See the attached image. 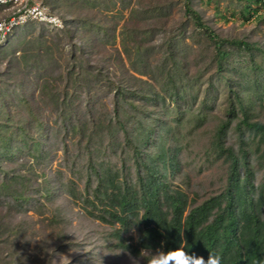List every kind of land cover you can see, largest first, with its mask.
Here are the masks:
<instances>
[{
	"label": "trees",
	"instance_id": "1",
	"mask_svg": "<svg viewBox=\"0 0 264 264\" xmlns=\"http://www.w3.org/2000/svg\"><path fill=\"white\" fill-rule=\"evenodd\" d=\"M41 1L62 20L63 29L51 35L43 25L29 23L14 29L0 46V64L7 60L0 70L2 216L11 212L27 216L30 209L38 212L35 204L45 208L44 203L51 202L59 191L69 201L79 202L86 215L116 226L109 237L120 242H114L109 249L120 248L134 256L183 249L205 261L209 255L219 256L221 264H264V173L256 184L245 140V132L258 137L259 152L258 147L264 144V123L249 120L240 93L228 90L227 117L216 127L210 143L209 151L227 164L225 186L202 201L190 200L172 182L182 171L183 149L174 136L169 138L175 125L166 114L175 111L170 108L175 105L180 110L179 104L185 101L196 103L199 95L190 86L192 78L181 53L187 38L172 35L158 45L150 44L154 35L149 29L156 24L163 26L159 20L167 11L164 4L155 1L149 2L148 8H139L132 6L133 0ZM237 1L244 21L253 18L264 24L262 0ZM183 7L193 29L212 44L218 73L231 64L232 50L227 46L250 56L261 52L264 64V41L259 45L221 37L192 9L190 0H184ZM125 12L128 16L119 34L121 50L115 69L98 61L89 64L82 56L90 49L92 52L98 45L115 46L117 21L124 18ZM149 19H154L153 23H148ZM33 25H38L40 31L32 39L26 40L28 34L15 33ZM60 34L74 53L79 51L81 60L77 62L72 56L64 72L57 70L55 59L63 49ZM263 67L257 70V76ZM258 83L255 80L253 84L259 88ZM94 90L109 96L111 107L104 114L94 112L88 97ZM261 101L264 103V93ZM235 120L237 152L225 143ZM179 121L173 120L177 126ZM57 144L62 145L65 160L69 158V145H75V159L67 162L70 177L66 178V172L59 169L46 173L45 163L50 154L58 151ZM114 156L121 169L111 163ZM263 157L264 148L260 159ZM124 168L129 172L122 175ZM62 177L66 180L62 181ZM78 182L82 183L81 190ZM2 223L1 220L0 244H5L22 222ZM121 233L136 234L134 243H127ZM58 235L63 241L67 239L62 233ZM54 242L47 248L52 249L47 254L49 262H53V254L61 246ZM64 243L63 246L70 244ZM169 259L178 263L175 257ZM0 264H16L6 260L1 247Z\"/></svg>",
	"mask_w": 264,
	"mask_h": 264
},
{
	"label": "rangeland",
	"instance_id": "2",
	"mask_svg": "<svg viewBox=\"0 0 264 264\" xmlns=\"http://www.w3.org/2000/svg\"><path fill=\"white\" fill-rule=\"evenodd\" d=\"M155 1L162 2L167 11L163 12L159 20V23L163 26L159 28V24H156V27L149 29L150 32L153 31L154 35L150 44L158 45L172 35L187 38L183 43L181 53L185 57L189 76L192 78L190 86L199 95L196 103L192 104L193 102L185 101V103L179 104L180 110L175 109L177 106L175 105L170 107L175 111L166 114V116L168 115V121H172V125H175V129L173 128L169 138L174 136V139L178 141L183 149L180 153L182 171L172 182L185 191L190 200L202 201L218 194L225 186L227 164L223 159H216L209 150L216 127L227 117L228 90L231 88L240 93L250 121L264 123V103L261 101V96L264 93V80H262L264 69L260 76H257V70L264 65L263 54L256 51L253 56H250L245 51L239 52L236 48L227 46V49L232 50L229 59L231 64H227L222 73H218L213 62L212 44L193 29L190 17L184 13V0H133L132 6L148 8V3ZM190 5L201 16L203 22L221 37L243 39L259 45L264 41V24L256 22L253 18L244 21L239 15L241 4L237 0H190ZM261 13L264 15V10ZM112 14H115V11ZM4 15V11L0 9V19ZM123 15L124 18L117 21L115 46L102 47L98 45L95 46L92 52L91 49L90 51L87 50L89 54H84L82 58L88 59L89 64L92 65L98 61L100 65L106 64L109 66L110 70L115 69V66L119 63L118 50H121L119 45L121 36L119 34L128 13L125 12ZM103 19L102 21H104ZM113 20L116 21L117 19ZM153 21L154 19H149L148 23H153ZM45 29L51 35L56 34V32L49 31L46 27ZM39 31V26L33 25L25 30L18 29L15 33L28 34L26 36V40H28L36 37ZM51 35L47 36L49 42L52 41L50 40L52 39ZM60 37H62L63 49L61 55L55 53V59L58 62L57 70L63 71L70 65L67 63H69L72 56H76L77 62L81 60L79 51L74 53L68 40L62 34H60ZM105 58H109V62L105 61ZM6 63L7 60H3L0 64V70L4 68ZM242 74L245 76H242ZM255 80L259 82L257 84L259 88L253 84ZM89 95L88 97H91L92 104H94L96 115L104 114L107 112L106 109H110L109 96L103 91L94 90ZM202 100H206L204 105L200 104ZM169 103L168 101L167 105ZM170 106H173V104ZM201 106L203 107L201 108ZM162 116L164 117V115ZM238 117L240 120V112ZM171 118L173 120L175 118L180 119L178 126L177 122H173ZM236 123V120L232 123L225 143L232 146L237 152L239 142L234 131ZM245 140L249 143L250 160L255 170L256 184H259L264 173V168H260L264 165V157L260 159L264 144L258 147L260 151L257 152L259 138L245 132ZM71 141L74 142L75 140ZM57 146L59 148L55 155L54 153L50 154V156H54L52 161H50L49 156L48 162L45 163L46 173L59 169L66 172V178L70 177L72 171L68 170L67 166L69 164L67 162L75 159V145L70 144L68 147V160H65L66 155L63 152L62 145L57 144ZM117 158L115 156L111 157V163L115 164L117 169H121ZM80 164L78 163L77 166L79 167ZM128 172L129 170L124 168L120 171V174L124 175ZM61 179L62 181L66 180L64 177ZM78 185L81 190L82 183L78 182ZM44 204L45 208L35 204L38 212L30 209L27 216L16 215L11 212L12 214L3 217L4 212L0 208V221L2 220L3 223L7 221H13L14 224L22 222L17 233L9 235L7 243L0 244L6 260L16 264L19 263L20 259L22 264H151L154 256L161 255L159 251H156L142 252L139 256H134L120 248L109 249L108 247L114 242H120L115 237H109L116 226L102 223L86 215L79 202L69 201L59 191L51 202ZM55 207H58V210ZM59 233H62L68 240L63 238L65 240L63 241L58 238ZM120 236L127 239V243H134L136 239L134 233L132 235L121 233ZM52 241L61 246L55 248L54 257H52L53 262H49L48 259L50 258L47 254H50L52 249L47 251V248L53 245ZM64 242L70 244L63 246L62 243L66 244Z\"/></svg>",
	"mask_w": 264,
	"mask_h": 264
},
{
	"label": "built area",
	"instance_id": "3",
	"mask_svg": "<svg viewBox=\"0 0 264 264\" xmlns=\"http://www.w3.org/2000/svg\"><path fill=\"white\" fill-rule=\"evenodd\" d=\"M0 7L5 13L0 19V46L14 29L29 23L41 24L52 32L63 29L62 20L51 14L41 0H0Z\"/></svg>",
	"mask_w": 264,
	"mask_h": 264
},
{
	"label": "clouds",
	"instance_id": "4",
	"mask_svg": "<svg viewBox=\"0 0 264 264\" xmlns=\"http://www.w3.org/2000/svg\"><path fill=\"white\" fill-rule=\"evenodd\" d=\"M169 257H175L178 264H221L219 256L209 255L207 261H205L202 257H196L195 254L189 255L183 249H177L174 253L154 256L151 264H174V261L170 260Z\"/></svg>",
	"mask_w": 264,
	"mask_h": 264
}]
</instances>
